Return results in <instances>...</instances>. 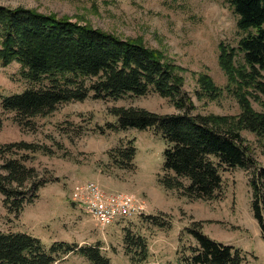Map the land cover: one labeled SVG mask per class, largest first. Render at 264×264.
<instances>
[{"label": "rangeland", "instance_id": "rangeland-1", "mask_svg": "<svg viewBox=\"0 0 264 264\" xmlns=\"http://www.w3.org/2000/svg\"><path fill=\"white\" fill-rule=\"evenodd\" d=\"M0 6L25 8L42 14L67 17L70 21L115 34L123 39L140 40L150 50L160 52L181 69L184 92L191 98L195 113L232 116L240 107L226 90L227 78L219 66V44L235 46L242 36L237 16L226 0H0ZM207 74L220 88L215 100L199 99L198 78ZM31 85L22 76L21 66L0 62V102L4 96L20 94ZM113 107L140 108L158 114H179L169 99L156 93L126 96L121 100H95L60 105L49 117L34 120L33 129H22L13 113L0 106V145L25 141L48 147L52 155H29L39 180L46 181L38 198L19 216L8 213L0 193V231L27 233L46 247L54 242L78 246H99L111 264H184L196 241L187 233L200 223L206 236L242 251L244 264H264V239L252 210V178L255 168L233 169L223 174V186L215 201L190 200L159 184L163 176L166 144L153 129L113 132L116 119L108 114ZM255 110L260 107L253 103ZM258 167L264 166V138L241 132ZM135 140V169L122 170L108 158V152ZM94 181L105 192H124L144 198L148 213L158 223L143 217L100 226L88 213L72 203L71 194L81 182ZM141 238L147 260L127 255L125 237ZM57 264H91L73 254Z\"/></svg>", "mask_w": 264, "mask_h": 264}, {"label": "trees", "instance_id": "trees-1", "mask_svg": "<svg viewBox=\"0 0 264 264\" xmlns=\"http://www.w3.org/2000/svg\"><path fill=\"white\" fill-rule=\"evenodd\" d=\"M237 16L242 36L236 45L219 44L218 63L227 78V92L236 99L240 114L232 116L195 113L184 92L180 68L140 40L123 39L67 17L32 9L0 6V62L18 63L31 85L20 94L1 98L3 111L13 113L22 129H33L34 120L51 116L66 103L121 100L156 93L169 99L179 114H158L146 109L113 107V132L127 130L159 133L166 148L159 184L190 200L215 201L223 186V174L233 169L255 168L251 186L252 210L264 239V166L258 167L241 132L264 138V0H226ZM199 99L215 100L221 89L207 74L198 78ZM260 107L257 111L253 107ZM3 120L0 119V130ZM52 155L43 145L25 141L0 145V193L8 213L19 216L38 198L46 184L36 170L27 167L29 155ZM135 140L108 152L111 163L122 170L135 169ZM143 217V216H141ZM144 218L158 223L157 218ZM193 223L187 233L196 246L184 264H244L242 251L212 240ZM147 260L144 240L125 237L127 255ZM79 255L91 264H111L99 246L54 242L49 247L27 233L0 231V264H57L59 258Z\"/></svg>", "mask_w": 264, "mask_h": 264}, {"label": "built area", "instance_id": "built-area-1", "mask_svg": "<svg viewBox=\"0 0 264 264\" xmlns=\"http://www.w3.org/2000/svg\"><path fill=\"white\" fill-rule=\"evenodd\" d=\"M71 200L102 227L139 218L149 210L144 198L124 192H105L94 181L79 183L71 194Z\"/></svg>", "mask_w": 264, "mask_h": 264}]
</instances>
